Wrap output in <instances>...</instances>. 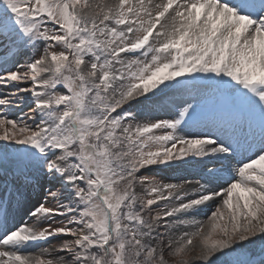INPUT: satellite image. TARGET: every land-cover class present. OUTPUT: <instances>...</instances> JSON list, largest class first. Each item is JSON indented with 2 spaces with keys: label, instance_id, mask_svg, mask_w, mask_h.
Instances as JSON below:
<instances>
[{
  "label": "snow or ice",
  "instance_id": "obj_1",
  "mask_svg": "<svg viewBox=\"0 0 264 264\" xmlns=\"http://www.w3.org/2000/svg\"><path fill=\"white\" fill-rule=\"evenodd\" d=\"M0 264H264V0H0Z\"/></svg>",
  "mask_w": 264,
  "mask_h": 264
},
{
  "label": "rangeland",
  "instance_id": "obj_2",
  "mask_svg": "<svg viewBox=\"0 0 264 264\" xmlns=\"http://www.w3.org/2000/svg\"><path fill=\"white\" fill-rule=\"evenodd\" d=\"M100 2H104V0H100ZM25 111H27V109H25ZM145 174L146 175H157L158 177H162L165 180L171 181V182H180L181 178H185L188 175H189L188 178H192L189 173L185 174V172H172V171L167 170V169H159L156 172H147ZM208 211H210V209H206L205 212H201L199 215H197L196 219H198V220L206 219L205 213ZM55 243H57V242L52 241L51 243H42V244L38 245L37 247L28 249V251L33 252V253H38L41 249L52 248Z\"/></svg>",
  "mask_w": 264,
  "mask_h": 264
},
{
  "label": "bare ground",
  "instance_id": "obj_3",
  "mask_svg": "<svg viewBox=\"0 0 264 264\" xmlns=\"http://www.w3.org/2000/svg\"><path fill=\"white\" fill-rule=\"evenodd\" d=\"M185 174H186V173H185ZM188 176H189V175H188ZM188 176H187V177H188ZM181 179H182V178H181Z\"/></svg>",
  "mask_w": 264,
  "mask_h": 264
}]
</instances>
